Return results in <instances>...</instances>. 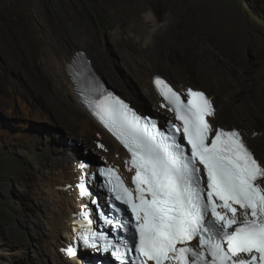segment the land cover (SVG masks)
<instances>
[{
  "label": "rangeland",
  "instance_id": "obj_1",
  "mask_svg": "<svg viewBox=\"0 0 264 264\" xmlns=\"http://www.w3.org/2000/svg\"><path fill=\"white\" fill-rule=\"evenodd\" d=\"M161 2L0 0V28L12 33L13 45L26 62L25 65L15 51H9V41L0 37V227L5 234H0V251L3 264H41V248L47 244L35 239L37 233L31 229V224L37 215L46 216V208L39 205L40 198H47L55 204L45 186L48 179L57 177L71 154L79 153L90 162L94 152L99 151L94 142L90 146L84 139L79 145L72 141L75 140L72 135L77 137L78 130H71L70 126L78 117L67 112L66 105L59 98L58 78L47 64L45 50L48 45L41 28L52 40L67 45L80 39L83 33L89 37L96 49V58L92 60H95L96 72L126 101L104 76V59L111 60L114 74L130 92L145 98L131 70L123 63L128 50L122 45L131 40L130 36L145 23L147 12L156 18L158 25H165V37L157 44V51H162V55L169 52L167 59L171 66L187 65L181 42L188 45L191 40L193 46L202 42L203 48H196L194 52L206 50L215 56L217 62H231L234 71H238L248 85L251 84L249 80H258L254 90L261 88L264 81V0ZM35 5L41 16L36 14ZM259 41H262L260 46ZM77 50L80 49L74 53ZM222 50L233 51L232 55L241 54L243 64L247 65L240 70V63L232 62ZM52 65L56 71L57 64ZM158 74L171 83L161 72ZM84 151L90 154L85 156ZM97 159L99 163L117 166L112 157L97 155ZM44 161L47 164L60 161L62 165L58 162L56 167L48 169ZM45 239L48 240L46 235ZM14 252L17 255H11Z\"/></svg>",
  "mask_w": 264,
  "mask_h": 264
},
{
  "label": "snow or ice",
  "instance_id": "obj_2",
  "mask_svg": "<svg viewBox=\"0 0 264 264\" xmlns=\"http://www.w3.org/2000/svg\"><path fill=\"white\" fill-rule=\"evenodd\" d=\"M154 84L178 123L158 126L95 81L81 92L129 153L125 166L134 175L128 187L118 170L98 169L108 211L81 179L80 195L96 210L82 213L80 246L118 264H264V160L240 130L214 124L217 110L203 90L178 92L160 77ZM97 219L106 230L93 227Z\"/></svg>",
  "mask_w": 264,
  "mask_h": 264
},
{
  "label": "bare ground",
  "instance_id": "obj_3",
  "mask_svg": "<svg viewBox=\"0 0 264 264\" xmlns=\"http://www.w3.org/2000/svg\"><path fill=\"white\" fill-rule=\"evenodd\" d=\"M106 1L114 2L115 0ZM154 2L159 3L161 0H154ZM161 3L164 4V1ZM39 11V7L35 5L36 14L41 16ZM40 21H43L42 18H40ZM164 27V24L161 26L158 25L156 18L151 13L147 12L145 13V23L130 36L131 40H128L126 43L123 42L124 44L122 45L128 50V54L124 58L123 63L131 70V75L139 84L145 98L138 93L130 92L125 84L114 74L111 60L105 58L106 71H104V76L110 85L116 88L122 96L127 99L131 107L136 108L140 114H143L145 111H152L162 120L168 117V110L165 107H161L163 101L159 98L153 84V78L159 76V72H161L165 78L167 77L171 82L170 84L178 91H186V89L191 86H194L195 88H193L196 90L198 88L199 90H204L209 94L217 108L216 116L213 121L214 124L221 127H235L240 129L244 133L250 148H253L252 150L255 155L261 160H264V81L263 83L260 82L262 83L261 88L255 91L254 87L258 86V80H249L251 84L248 85V82L241 77V74L238 73V71H234L231 62H217L214 58L215 56L208 51L206 52V50L200 53L194 52L197 49H202L203 43L201 42L198 46H193L194 44L191 40L188 45H186L184 41L180 43V45H183V50L187 56V65L183 67L171 66L167 59L169 52L165 51V53H163L165 55H162V51H157V44L165 37L163 34ZM40 32L48 45V49L45 50L47 64L50 69L53 70L56 78H58L56 80V87L59 91V98L60 100L62 99L61 102L66 105V111L78 117L70 126L71 130H78V136L75 137L72 135V138L75 140L71 137H69V139H72L75 145L81 144V139H84L85 143L90 146H93L92 144L94 142L99 151L94 152L90 162L97 166L96 164L99 163L97 155L109 159L112 157L117 166L110 164L109 166L116 168L125 178L129 179L131 175L134 174V171L126 170L125 161L129 160L128 156L101 124L96 122L83 110L84 106L77 97L74 85L69 79L67 65L72 64L74 66L73 62L76 61L79 53L88 56L93 68V70L86 68L87 64L85 63L79 65V69L82 72L81 77L78 78L79 86L83 87L84 84L87 86L85 80L86 76H96L97 74L100 78V75L95 70V60L94 62L92 61L96 58V49L93 41L83 33L80 39L73 40L70 42V45H67L52 40L44 28H41ZM0 37L4 39L3 41H9L8 43L11 46L8 45V50L11 52L15 51V54L18 55L26 65L25 59L18 52L17 46L13 45L12 33L0 28ZM261 44L262 41H259L258 45L260 46ZM76 49L80 50L74 53ZM222 51L232 62L236 64L237 62L240 63V70L247 65L243 64V57H241V54L232 55L233 51ZM0 52L2 53L1 50ZM73 53L74 55H72ZM69 55L72 56L67 60ZM52 63L57 64L58 69L56 71H54L55 68H53ZM19 70L20 69H18V71ZM258 77L259 75L256 76V78ZM100 81L107 86L102 78H100ZM87 87L90 88L91 86ZM50 88L52 89V87ZM77 138H79V141ZM249 141H251V144ZM71 151L75 152L74 149ZM79 155L80 154L77 153L71 154V156H68V159L66 157L67 162L63 165L58 161L62 165V168L58 175H56L57 177L51 178L49 176V181L45 186L47 190H49L50 196L55 199V204H52L47 198L42 197L39 199V205L46 208V216L41 217L37 215V219L32 221L31 229L37 233L35 239L38 242L42 240V244H47L46 246L42 245L41 248V264L49 261H51L52 264H81V258L87 256V254L82 253L75 259L70 258L66 254L67 247L70 244V238L72 237V230L76 227H80L79 222L81 221L78 216L80 206L77 200V190L75 186L84 174L79 167L85 163V161H83V156ZM58 162L51 161L50 164H47V161H44V164H46L45 166L48 169H51L56 167L55 165L58 164ZM55 182L58 184L53 185ZM0 234L5 236L1 227ZM45 235L48 237V240L45 239ZM11 255H17V253L14 252L11 253ZM2 260L0 251V264H3Z\"/></svg>",
  "mask_w": 264,
  "mask_h": 264
},
{
  "label": "clouds",
  "instance_id": "obj_4",
  "mask_svg": "<svg viewBox=\"0 0 264 264\" xmlns=\"http://www.w3.org/2000/svg\"><path fill=\"white\" fill-rule=\"evenodd\" d=\"M80 54V53H79ZM83 55H85L86 56V58L90 61V59L88 58V56L86 55V54H83ZM100 78H102L101 76H100ZM163 78V77H162ZM164 79V78H163ZM165 80V79H164ZM170 84V83H169ZM107 85V84H106ZM171 85V84H170ZM172 86V85H171ZM107 87L109 88V86L107 85ZM174 88V87H173ZM110 90H112L111 88H109ZM175 90H177L176 88H174ZM113 91V90H112ZM178 91V90H177ZM113 92H115V91H113ZM180 92V91H179ZM116 93V92H115ZM117 94V93H116ZM207 95H209L208 93H207ZM83 110L88 114V112L83 108ZM78 184V183H77ZM70 187V186H69ZM76 187V186H75ZM76 190H77V187H76ZM77 200H78V202H79V199L77 198Z\"/></svg>",
  "mask_w": 264,
  "mask_h": 264
},
{
  "label": "trees",
  "instance_id": "obj_5",
  "mask_svg": "<svg viewBox=\"0 0 264 264\" xmlns=\"http://www.w3.org/2000/svg\"><path fill=\"white\" fill-rule=\"evenodd\" d=\"M148 116H150V115H148Z\"/></svg>",
  "mask_w": 264,
  "mask_h": 264
}]
</instances>
